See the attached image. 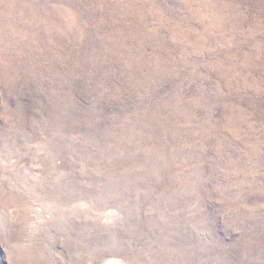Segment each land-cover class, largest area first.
<instances>
[{
  "label": "rangeland",
  "instance_id": "rangeland-1",
  "mask_svg": "<svg viewBox=\"0 0 264 264\" xmlns=\"http://www.w3.org/2000/svg\"><path fill=\"white\" fill-rule=\"evenodd\" d=\"M0 264H264V0H0Z\"/></svg>",
  "mask_w": 264,
  "mask_h": 264
}]
</instances>
